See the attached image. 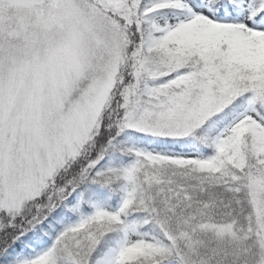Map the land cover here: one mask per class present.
I'll return each mask as SVG.
<instances>
[{
  "label": "snow or ice",
  "instance_id": "obj_1",
  "mask_svg": "<svg viewBox=\"0 0 264 264\" xmlns=\"http://www.w3.org/2000/svg\"><path fill=\"white\" fill-rule=\"evenodd\" d=\"M0 264H264V0H0Z\"/></svg>",
  "mask_w": 264,
  "mask_h": 264
}]
</instances>
